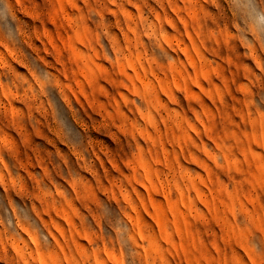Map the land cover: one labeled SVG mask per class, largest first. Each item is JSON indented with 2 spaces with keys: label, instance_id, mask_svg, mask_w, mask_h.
Here are the masks:
<instances>
[{
  "label": "rangeland",
  "instance_id": "1",
  "mask_svg": "<svg viewBox=\"0 0 264 264\" xmlns=\"http://www.w3.org/2000/svg\"><path fill=\"white\" fill-rule=\"evenodd\" d=\"M0 264H264V0H0Z\"/></svg>",
  "mask_w": 264,
  "mask_h": 264
}]
</instances>
